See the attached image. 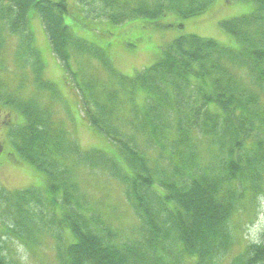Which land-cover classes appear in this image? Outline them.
Instances as JSON below:
<instances>
[{
	"label": "trees",
	"instance_id": "1",
	"mask_svg": "<svg viewBox=\"0 0 264 264\" xmlns=\"http://www.w3.org/2000/svg\"><path fill=\"white\" fill-rule=\"evenodd\" d=\"M211 1L157 0L134 6L128 0H78L77 16L122 26L136 19L153 22L167 14L191 18L204 13ZM239 1L255 3L256 11L225 21L222 27L238 40L241 50L196 35L182 36L162 48L154 65L130 78L114 69L102 49L73 33L66 22V0H0L4 22L0 32L5 29L8 37L9 30L20 38L14 57L0 60L5 62L0 103L25 118L23 126L9 129L8 137L22 162L48 177V194L62 187L63 206L72 210L46 221L45 211L61 206L58 198L45 197L37 189L2 193L0 201L16 202L15 224L21 229L16 232L1 221L4 234L31 245L44 234L51 233L58 242L72 236L76 241L64 250L58 246L61 264H182L186 257L196 264H220L235 245L234 215L248 210L246 205H254L264 193V0ZM32 9L41 17L52 53L73 80L89 124L118 146L127 170L102 151L82 152L66 140L49 106L37 99H20L13 92L12 76L21 89L33 75L40 90L59 98L55 84L42 78L41 55L29 29ZM3 39L2 47L8 43ZM73 52L98 60L106 78L81 80ZM7 62L13 63V72ZM138 94L144 95L142 107ZM127 114L129 118H120ZM139 137L161 153L173 148L168 162L174 164V177L158 178L161 172L150 168L138 148ZM202 139L211 160L204 167L198 164ZM73 163L105 166L127 186L143 224V240L118 245L110 229L100 228L97 219L81 212L72 194L77 189ZM33 205L39 214L29 211ZM31 223L34 229L29 228ZM40 224L45 228H37ZM0 264L15 263L0 251ZM230 264H264V242L248 244Z\"/></svg>",
	"mask_w": 264,
	"mask_h": 264
},
{
	"label": "rangeland",
	"instance_id": "2",
	"mask_svg": "<svg viewBox=\"0 0 264 264\" xmlns=\"http://www.w3.org/2000/svg\"><path fill=\"white\" fill-rule=\"evenodd\" d=\"M157 0H128L134 6L140 3L153 4ZM69 6V14L66 16V22L73 28V33L81 39L102 49L113 67L120 74L126 77H134L136 73L154 65L159 57L163 47L169 45L182 36L196 35L205 39H212L221 45L241 50L238 40L228 34L222 27V23L236 18L250 15L257 9L253 2H243L239 0H212L208 9L191 18H181L175 14L166 16L149 22V20L136 19L122 26H113L107 20L93 21L92 16L79 19L77 16L78 0H66ZM87 17V16H86ZM29 29L33 35L35 47L41 54L44 82L55 84L59 92V98L51 99L47 92L38 88V83H33L32 69H29L30 82L26 87L18 89L12 76V90L20 99L32 101L37 99L43 106H49L52 112V119L65 133L67 141H73L82 152L93 150L102 151L119 164L123 170L128 169V165L120 153L117 145L107 137L99 133L92 127L85 114L81 103L80 95L76 87L65 74L62 64L52 53L50 41L46 34L41 17L32 9L29 13ZM4 25V22L0 20ZM1 28V27H0ZM8 30V28H7ZM9 36L0 32V60L6 58L10 60L14 57V52L20 43L19 36ZM4 38L7 39V45L3 46ZM139 55L142 60L136 64L125 62V55ZM75 62V69L80 75L81 80H93V78H106V71L94 59L88 55H79L72 53ZM8 63V62H7ZM11 72L14 71L13 63H8ZM5 62H0V73L4 70ZM99 76V77H98ZM51 77V78H50ZM45 84V83H44ZM73 87V88H72ZM42 89V88H41ZM46 89V88H45ZM143 94L136 97L137 104L143 106ZM8 115V121L14 126H23L25 118L16 112L13 108L4 106L0 103V194H14L17 191L28 189H37L45 197L49 196L48 177L37 171L29 164H21L15 158L14 147L9 142L7 135L8 128L11 125H3L2 116ZM121 119L129 118V115H120ZM133 133L132 129H126ZM196 136V134H194ZM201 140L198 147V164L204 167L206 162H211L204 144ZM138 148L148 160L151 169L158 172V178L174 177L173 166L168 162L169 152H173L169 146L167 151L160 152L153 147L145 138L139 137L137 140ZM184 156V155H183ZM15 161H17L15 163ZM111 162V161H110ZM69 164V163H68ZM72 177L77 184L76 196L81 212L91 218L97 219L100 228H108L114 234L115 243L118 245L129 244L143 240L142 222L136 214L132 201L127 196V186L116 178L111 169L105 166H84L79 163H73L71 166ZM57 191L53 196L58 198L61 206L57 209L48 208L44 213L46 221L51 218H63L72 213L70 208L63 206V192ZM248 210L240 211L232 219V229L235 236V245L231 252L220 264H230L234 256L240 254L248 244L264 242V193L258 196L254 205H246ZM34 207V208H33ZM29 211L39 214L40 210L33 205ZM63 207V208H62ZM73 211H76L73 209ZM16 202L0 201V235L5 232L6 226L1 221H7L14 227L16 232L21 229L16 228L17 217ZM34 229L33 223L29 225ZM37 228L44 229L45 225L40 224ZM76 240L72 236L63 242H58L51 233L39 237L37 244L25 243L22 240L14 238L8 233L2 236L0 240L1 253L15 264H61L58 258V246L64 250L65 247ZM182 264H196L188 257L181 260Z\"/></svg>",
	"mask_w": 264,
	"mask_h": 264
},
{
	"label": "crops",
	"instance_id": "3",
	"mask_svg": "<svg viewBox=\"0 0 264 264\" xmlns=\"http://www.w3.org/2000/svg\"><path fill=\"white\" fill-rule=\"evenodd\" d=\"M125 59V62L126 63H128V64H136V63H138V62H140L141 60H142V58L139 56V55H133V54H127V55H125V57H124ZM46 69V68H45ZM44 69V70H45ZM65 71V70H64ZM65 74H66V72H65ZM51 78V77H50ZM73 88V87H72Z\"/></svg>",
	"mask_w": 264,
	"mask_h": 264
},
{
	"label": "flooded vegetation",
	"instance_id": "4",
	"mask_svg": "<svg viewBox=\"0 0 264 264\" xmlns=\"http://www.w3.org/2000/svg\"><path fill=\"white\" fill-rule=\"evenodd\" d=\"M8 119H9V116L8 115H3L2 116V122H1V124H3V125H11L10 127H12V126H14V125H12V124H10V122L8 121ZM9 127V128H10ZM9 128H8V132H9ZM7 135H8V133H7ZM9 139V138H8ZM9 142H10V139H9ZM14 151H15V158H16V160L18 161V163H23L24 164V162H22V160L20 159V157H19V155H18V153L16 152V150L14 149ZM17 161H15V163L17 162ZM25 164H27V163H25Z\"/></svg>",
	"mask_w": 264,
	"mask_h": 264
}]
</instances>
